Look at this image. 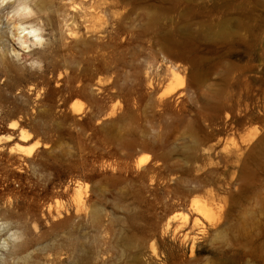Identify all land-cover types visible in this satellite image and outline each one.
Returning <instances> with one entry per match:
<instances>
[{"label":"rangeland","instance_id":"1","mask_svg":"<svg viewBox=\"0 0 264 264\" xmlns=\"http://www.w3.org/2000/svg\"><path fill=\"white\" fill-rule=\"evenodd\" d=\"M107 4L120 39L63 94L88 84L112 114L77 126L62 123L55 108L40 115L47 146L35 163L16 177H5L18 171L5 160L0 169V237L26 234L31 264H264V0ZM60 34L55 22L39 47L48 50L41 65L50 90ZM21 63L26 73L42 69ZM169 64L179 65L182 83L167 95ZM185 88L178 100L170 96ZM76 101L92 111L86 97ZM138 158L144 166L135 167ZM79 182L104 224L120 220L107 240L71 205ZM193 203L206 205L214 225L203 220V232L184 242L164 223Z\"/></svg>","mask_w":264,"mask_h":264},{"label":"bare ground","instance_id":"2","mask_svg":"<svg viewBox=\"0 0 264 264\" xmlns=\"http://www.w3.org/2000/svg\"><path fill=\"white\" fill-rule=\"evenodd\" d=\"M107 2L108 0H0V169L3 160L18 169L5 174V177L20 176L19 171L34 164L43 152L42 148L47 146L39 132V117L43 112L55 108L59 111L57 117L62 123L67 124L69 121L74 126L82 124L86 119L93 121L112 114L101 109V106L98 107V100L86 90L88 84L74 89L67 96L63 94V91L71 88L73 82L82 81L83 73L91 70L95 62L106 58L112 39H120L118 30L113 28L116 23H111L112 17L117 13L112 11ZM55 22L61 31L58 39L61 64L48 68L49 73L57 74L55 87L50 90L47 68L41 65L48 58V50L41 51L39 47L50 42L43 31L54 30ZM9 38L20 49L30 51L20 54L10 44ZM21 61L29 62L31 66L38 65L42 69L40 72L26 73V66ZM179 68L177 64L167 66V74L172 80L167 95L182 83L178 76ZM185 90L187 88L170 96L178 100ZM53 95L59 97V102L50 105L47 101ZM77 97H86L90 101L92 111L89 114L76 101ZM12 134H17V141L8 144ZM35 137H39L38 140L29 145L28 142ZM145 161L146 158H138L135 167L144 166ZM86 188V184L75 183V187L69 191L71 205L78 218L88 215L100 229L103 240H107L109 225L120 220L114 217L108 224H104L100 213L87 204L89 198ZM8 194L15 193L12 191ZM174 208L176 207L169 211ZM187 212L178 220L174 215L168 216L164 230L179 235L184 242L193 243L197 230H204L203 220L212 225L213 216L204 203L190 204ZM221 229L214 233L220 234ZM26 236L23 232L14 231L0 237V264H7L8 259L14 264H31L32 251ZM60 254L62 253L55 252L54 255ZM50 256L48 254L49 258Z\"/></svg>","mask_w":264,"mask_h":264}]
</instances>
